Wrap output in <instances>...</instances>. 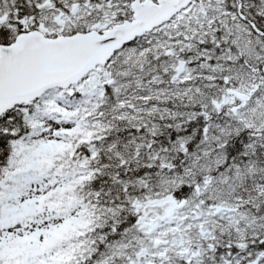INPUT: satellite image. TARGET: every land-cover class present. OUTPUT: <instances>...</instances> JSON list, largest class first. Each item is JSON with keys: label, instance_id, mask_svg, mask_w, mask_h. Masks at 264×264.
I'll return each instance as SVG.
<instances>
[{"label": "snow or ice", "instance_id": "1", "mask_svg": "<svg viewBox=\"0 0 264 264\" xmlns=\"http://www.w3.org/2000/svg\"><path fill=\"white\" fill-rule=\"evenodd\" d=\"M0 264H264V0H0Z\"/></svg>", "mask_w": 264, "mask_h": 264}]
</instances>
